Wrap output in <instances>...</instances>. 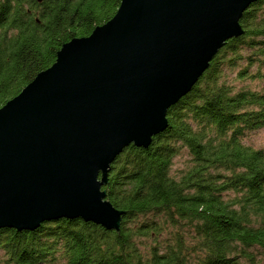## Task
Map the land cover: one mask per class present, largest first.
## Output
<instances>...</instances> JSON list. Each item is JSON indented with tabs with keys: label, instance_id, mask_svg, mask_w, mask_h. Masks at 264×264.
<instances>
[{
	"label": "trees",
	"instance_id": "trees-1",
	"mask_svg": "<svg viewBox=\"0 0 264 264\" xmlns=\"http://www.w3.org/2000/svg\"><path fill=\"white\" fill-rule=\"evenodd\" d=\"M121 0H0V106L56 58L60 46L113 16ZM190 89L146 145L114 157L102 188L123 210L119 233L82 217L33 229L0 227V264H256L264 252V0L243 10ZM254 71H251L252 67ZM185 148L187 166L171 173Z\"/></svg>",
	"mask_w": 264,
	"mask_h": 264
},
{
	"label": "water",
	"instance_id": "water-1",
	"mask_svg": "<svg viewBox=\"0 0 264 264\" xmlns=\"http://www.w3.org/2000/svg\"><path fill=\"white\" fill-rule=\"evenodd\" d=\"M41 1V0H37ZM253 0H121L0 106V227L79 216L118 233L102 188L114 157L146 146Z\"/></svg>",
	"mask_w": 264,
	"mask_h": 264
},
{
	"label": "rangeland",
	"instance_id": "rangeland-1",
	"mask_svg": "<svg viewBox=\"0 0 264 264\" xmlns=\"http://www.w3.org/2000/svg\"><path fill=\"white\" fill-rule=\"evenodd\" d=\"M255 67L251 68V71H254ZM264 69V66L261 68ZM235 70L229 73V78L232 82L236 83L237 85H244L248 84L252 88L256 89H264V79H257V78H245L243 80H239L234 78ZM243 142L249 144L255 148H264V127L249 131L244 137ZM189 162V154L185 148L181 150V152L175 156L173 160V164L171 167V173L173 175H178L182 169H184ZM61 264V263H59ZM256 264H264V252L258 254L256 257Z\"/></svg>",
	"mask_w": 264,
	"mask_h": 264
}]
</instances>
